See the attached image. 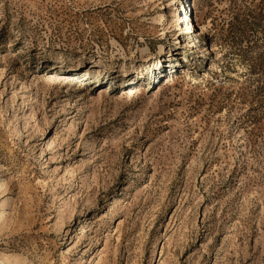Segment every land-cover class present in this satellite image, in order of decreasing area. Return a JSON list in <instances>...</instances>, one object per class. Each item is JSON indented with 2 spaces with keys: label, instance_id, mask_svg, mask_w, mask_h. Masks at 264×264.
<instances>
[{
  "label": "rangeland",
  "instance_id": "rangeland-1",
  "mask_svg": "<svg viewBox=\"0 0 264 264\" xmlns=\"http://www.w3.org/2000/svg\"><path fill=\"white\" fill-rule=\"evenodd\" d=\"M0 264H264V0H0Z\"/></svg>",
  "mask_w": 264,
  "mask_h": 264
},
{
  "label": "bare ground",
  "instance_id": "bare-ground-1",
  "mask_svg": "<svg viewBox=\"0 0 264 264\" xmlns=\"http://www.w3.org/2000/svg\"><path fill=\"white\" fill-rule=\"evenodd\" d=\"M160 48H162V47H160ZM151 54H152V53H147L146 51H142V53H141V57H143L144 59H146V58H148ZM131 62H134V61L132 60ZM61 63H64V62H61ZM61 63H56V62H54V64H61ZM128 66H129L128 64L125 65V66H123V67H124L123 69H126ZM110 67H111V66H110ZM123 69H122V70H123ZM4 256H5V259H9L10 254H9V255H8V254H5Z\"/></svg>",
  "mask_w": 264,
  "mask_h": 264
}]
</instances>
